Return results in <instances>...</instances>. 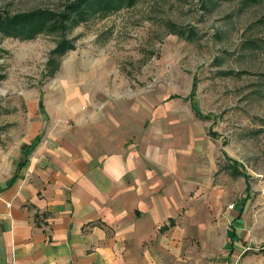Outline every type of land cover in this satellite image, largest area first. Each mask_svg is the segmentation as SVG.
<instances>
[{
    "label": "crops",
    "instance_id": "obj_1",
    "mask_svg": "<svg viewBox=\"0 0 264 264\" xmlns=\"http://www.w3.org/2000/svg\"><path fill=\"white\" fill-rule=\"evenodd\" d=\"M81 83L0 132V264H264V181L229 162L245 186L226 200L216 165H169L148 95Z\"/></svg>",
    "mask_w": 264,
    "mask_h": 264
},
{
    "label": "rangeland",
    "instance_id": "obj_2",
    "mask_svg": "<svg viewBox=\"0 0 264 264\" xmlns=\"http://www.w3.org/2000/svg\"><path fill=\"white\" fill-rule=\"evenodd\" d=\"M241 1L138 0L65 33H41L27 41L0 35V132L24 120V102L43 94L59 104L71 94L73 101L81 82L85 93L103 87L108 94L125 90L135 99L148 95L169 165L181 155L186 166L216 165L212 185L231 200L245 180L230 173V161L253 187L264 181V0L247 7ZM68 2L0 0V14L55 13ZM169 25L196 36L173 35ZM61 40L73 48L58 59L60 69L51 77L46 64ZM169 96L179 99L165 100ZM164 103L165 117L156 115ZM193 108L207 119H196ZM206 211L213 212V205Z\"/></svg>",
    "mask_w": 264,
    "mask_h": 264
},
{
    "label": "trees",
    "instance_id": "obj_3",
    "mask_svg": "<svg viewBox=\"0 0 264 264\" xmlns=\"http://www.w3.org/2000/svg\"><path fill=\"white\" fill-rule=\"evenodd\" d=\"M137 1L138 0H70L62 11L55 13L47 9H40L26 13H16L11 16L7 14H0V35L4 38H14L20 41H27L35 39L37 36L41 35V33H65L68 29L79 26L80 24L93 18H104L124 8L129 9V7H133ZM259 1L261 0H242L241 2L243 6L247 7L250 4L258 3ZM169 26V30L172 31L171 33L181 38L190 40L191 37L194 38L196 36L195 32L191 29L188 33L183 31L177 25ZM252 42L253 41H246L245 43L252 44ZM70 43L65 40H61L56 44L55 48L51 52L46 64L51 68L49 69V75H51V77L57 71L59 66L58 59L64 56L68 51H71L73 48V44ZM194 88L195 85L192 84L190 89L191 95L195 91ZM177 97L174 96V98ZM170 98L173 97L171 96ZM193 112L198 119H207V117L203 116L195 108H193ZM230 163L232 165V174H240L245 179H248L245 174L236 169L238 166L236 162L230 161ZM169 223H172V220H169Z\"/></svg>",
    "mask_w": 264,
    "mask_h": 264
},
{
    "label": "built area",
    "instance_id": "obj_4",
    "mask_svg": "<svg viewBox=\"0 0 264 264\" xmlns=\"http://www.w3.org/2000/svg\"><path fill=\"white\" fill-rule=\"evenodd\" d=\"M6 205H7V206H10V203H7Z\"/></svg>",
    "mask_w": 264,
    "mask_h": 264
}]
</instances>
